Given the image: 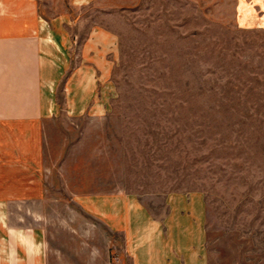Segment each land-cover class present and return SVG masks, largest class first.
Masks as SVG:
<instances>
[{
  "label": "rangeland",
  "instance_id": "obj_1",
  "mask_svg": "<svg viewBox=\"0 0 264 264\" xmlns=\"http://www.w3.org/2000/svg\"><path fill=\"white\" fill-rule=\"evenodd\" d=\"M38 4L45 21L71 19L76 48L96 28L115 42L102 57L105 112L46 124L43 223L54 245L87 226L109 264H131L120 236L63 199L128 192L158 213L166 194L199 191L209 264H264V0Z\"/></svg>",
  "mask_w": 264,
  "mask_h": 264
},
{
  "label": "crops",
  "instance_id": "obj_2",
  "mask_svg": "<svg viewBox=\"0 0 264 264\" xmlns=\"http://www.w3.org/2000/svg\"><path fill=\"white\" fill-rule=\"evenodd\" d=\"M38 8V0H0V264H109L108 248L88 244L87 226L81 240L59 247L43 220L46 124L61 112H105L109 75L102 57L114 36L96 28L76 48L80 34L71 19L45 21ZM62 202L93 218L95 228L120 236L131 264H209L207 205L199 191L166 194L158 213L120 191Z\"/></svg>",
  "mask_w": 264,
  "mask_h": 264
}]
</instances>
